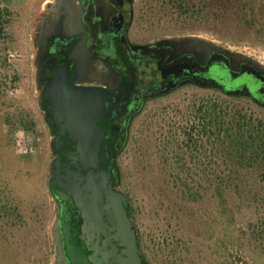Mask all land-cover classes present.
I'll list each match as a JSON object with an SVG mask.
<instances>
[{
    "label": "rangeland",
    "instance_id": "rangeland-1",
    "mask_svg": "<svg viewBox=\"0 0 264 264\" xmlns=\"http://www.w3.org/2000/svg\"><path fill=\"white\" fill-rule=\"evenodd\" d=\"M44 1L0 0L12 11L0 41V56L7 60L0 68V206L16 207L21 215L16 226L17 218L8 224L0 220V264H56L57 259L52 235L57 205L49 191L53 136L34 83L33 27ZM186 1L201 14V4L212 0ZM236 7L234 0L227 7L216 3L195 17L178 12L168 0H144V14L155 22V33L201 35L264 66V39L239 25ZM200 107L222 108L230 114L227 119L240 112L264 122L263 107L217 89L188 87L146 106L131 126L118 163L119 190L136 210L142 250L150 264H264V254L242 233L264 203V177L237 175L242 167L228 155L230 140ZM28 114L36 123L33 131L18 124ZM18 139H24L28 154L17 152ZM182 183L193 196L183 195ZM217 188L226 189L236 217L232 225L216 216L201 227L187 208L203 206L217 215ZM246 202L251 208L241 213L238 208Z\"/></svg>",
    "mask_w": 264,
    "mask_h": 264
},
{
    "label": "flooded vegetation",
    "instance_id": "flooded-vegetation-1",
    "mask_svg": "<svg viewBox=\"0 0 264 264\" xmlns=\"http://www.w3.org/2000/svg\"><path fill=\"white\" fill-rule=\"evenodd\" d=\"M144 11V0H45L33 27L35 60L39 57L43 66L38 107L50 133L53 115L46 110L51 105L46 93L49 81L59 72L67 73L72 86L106 90L113 106H124L112 119L119 130L115 148L119 177L113 169L118 190V163L131 126L149 104L196 87L244 96L264 108L263 65L241 55L232 61L216 51L205 60L202 51L193 54L188 46L167 44L165 41L173 38L206 37L157 34L155 22L146 18ZM80 54L87 60L83 68L79 67ZM36 72L35 68V77ZM41 99L44 110L39 105ZM55 191L63 206L60 233L65 261L87 264L86 246L74 234L82 223L78 208L69 196ZM144 261L147 264L145 257Z\"/></svg>",
    "mask_w": 264,
    "mask_h": 264
},
{
    "label": "water",
    "instance_id": "water-1",
    "mask_svg": "<svg viewBox=\"0 0 264 264\" xmlns=\"http://www.w3.org/2000/svg\"><path fill=\"white\" fill-rule=\"evenodd\" d=\"M165 43L188 46L193 54L202 51L205 60L213 51L232 61L238 56L200 38H173ZM78 61L79 67L83 68L87 60L80 54ZM34 67L39 92L43 83L39 57L34 61ZM46 95L51 101L46 110L53 115L49 123L54 137L49 191L57 205L52 227L56 264L65 261V255L60 233L63 206L54 189L73 199L78 208L82 223L74 234L85 244L92 264H146L137 229L128 215L129 198L113 185L112 180L113 169L117 170L115 148L119 132L112 119L124 106H113L111 94L106 90L72 86L67 73L63 72L49 81ZM42 104L41 99L39 105L44 110Z\"/></svg>",
    "mask_w": 264,
    "mask_h": 264
},
{
    "label": "trees",
    "instance_id": "trees-1",
    "mask_svg": "<svg viewBox=\"0 0 264 264\" xmlns=\"http://www.w3.org/2000/svg\"><path fill=\"white\" fill-rule=\"evenodd\" d=\"M175 9L182 13L183 15L192 14L195 17H199V12L192 11V5L186 0H168ZM233 0H212L211 5L203 2L201 8V14H205L202 9L206 11L208 8L214 7L216 3H219L222 7H227L228 2ZM237 9H238V22L241 27H244L248 30H255L257 38L264 39V0H234ZM200 14V15H201ZM12 11L8 8H3L0 5V41L3 40L6 36L7 28L11 25ZM6 58L0 56V68H3L6 65ZM224 94L230 97H237L233 94L224 92ZM200 113L210 120L216 121L218 125L219 133L224 131L226 137L229 141V148L231 152H228V155H233L238 161L240 168L237 172V175L241 178L247 177V175H263L264 177V122H255L252 119H247V116H241L240 112H235L233 118L227 119L230 114L226 113L227 111L218 110L216 107H200ZM19 126L25 131H33L36 128V123L32 119L31 115H21L18 119ZM233 152V154H232ZM117 155H115V158ZM244 166H248L250 169L245 170ZM253 173V174H252ZM113 185L116 187L118 185L117 174L113 171ZM183 185V186H182ZM178 185L185 196H193V192L188 189V186L184 183ZM222 187V186H221ZM217 215H215L210 209L204 208L203 206H192L187 208L189 211V216L195 218L199 225L202 227L205 224H211L215 220L216 216L220 220H225L227 224L232 225V219L235 218V209L230 204L229 197L226 196L225 188H217ZM55 194L58 196V192L55 191ZM196 195V194H195ZM129 205L128 215L132 220L133 224L137 229L139 238H142L137 224L136 210L131 204ZM196 200H192L195 202ZM250 202L240 204L238 210L243 213L247 210H250ZM258 211V216L251 218L250 224L247 230H242V233L247 240V243L254 248H258L264 254V203H261ZM69 216V214L67 215ZM13 226H16L21 219L20 212L16 207H8L7 204H2L0 206V220L5 221V224H8L9 221L16 219ZM75 237V236H74ZM140 246H142L140 241ZM142 250V247H141ZM147 264H150L147 260L146 253L142 250ZM80 258V256H78ZM78 261L80 263V259ZM86 263L90 264L87 258H85Z\"/></svg>",
    "mask_w": 264,
    "mask_h": 264
},
{
    "label": "built area",
    "instance_id": "built-area-1",
    "mask_svg": "<svg viewBox=\"0 0 264 264\" xmlns=\"http://www.w3.org/2000/svg\"><path fill=\"white\" fill-rule=\"evenodd\" d=\"M10 57H14L13 54H10ZM16 150L19 154L26 155L29 153L28 146L26 145V142L24 139H18L16 144Z\"/></svg>",
    "mask_w": 264,
    "mask_h": 264
}]
</instances>
